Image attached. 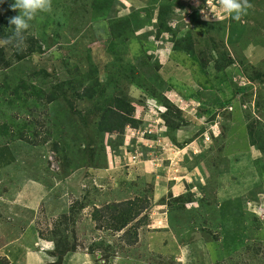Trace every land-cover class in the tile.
Returning <instances> with one entry per match:
<instances>
[{
  "label": "rangeland",
  "instance_id": "obj_1",
  "mask_svg": "<svg viewBox=\"0 0 264 264\" xmlns=\"http://www.w3.org/2000/svg\"><path fill=\"white\" fill-rule=\"evenodd\" d=\"M119 1L118 16L146 12L128 29L138 39L111 52L95 0H53L22 38L9 23L15 0H0V126L16 131L0 132V264H49L66 236L77 247L65 264H264V155L247 128L264 131V0H248L239 21L220 0ZM164 3L174 11L159 34ZM188 31L195 54L174 49L172 33ZM93 64L104 83L93 99L58 89L91 83ZM24 83L60 98L24 102ZM117 95L140 124L103 134ZM137 197L151 221L137 245L98 228L95 207Z\"/></svg>",
  "mask_w": 264,
  "mask_h": 264
},
{
  "label": "trees",
  "instance_id": "obj_2",
  "mask_svg": "<svg viewBox=\"0 0 264 264\" xmlns=\"http://www.w3.org/2000/svg\"><path fill=\"white\" fill-rule=\"evenodd\" d=\"M122 3L119 0H95L93 7L94 12L97 15L96 18L109 20V34L111 36L109 49L111 52H117V47L122 44L124 48H128L131 44L132 40L136 37L134 33L128 32L129 28H133V23L136 20L142 19L141 15L146 11L135 12L137 14H132L128 17L118 16L119 6ZM174 11L173 5L169 4H161V8L158 14V23L157 27L160 29L159 34L165 32V29H169L168 25L169 16ZM133 18V20H132ZM1 21H5L2 17ZM151 23V19L148 21ZM147 24V23H145ZM141 24H138L136 28H138ZM190 32V33H189ZM192 31H188L184 36L179 37V34L174 35L172 33V38L174 41V49L177 51H185L190 54H195V44L196 39L193 35ZM0 38H8V32L5 28L0 26ZM138 39V37H136ZM132 39V40H131ZM209 39H213L211 36ZM210 42V40H209ZM145 54V53H144ZM153 55L150 56L152 58ZM6 55L4 48L0 47V66L5 62ZM144 60H143V62ZM148 63V62H147ZM143 64V66H145ZM159 67L161 66L159 63L157 64ZM140 69L137 65L132 64L129 68V71L124 72V76L133 82H135V77L138 76ZM86 78H91L93 81L89 83L88 81L80 80H67L64 81L65 85H59L58 89L64 88L65 86L70 87L72 91L75 93H79L82 98H90L93 99L99 92V88L103 86V82L99 77V70L93 64L91 70L83 75ZM140 80L141 79H137ZM24 92L19 91V88L15 90V98L23 99L24 102L29 100V97L36 96L41 103L51 104L59 100L58 90L53 89L51 92L44 91L43 88L38 87L34 83H30V85H26L24 83ZM4 84H0V91L3 90ZM246 89L242 88L237 90V92H245ZM236 92V94H237ZM112 105L108 106L104 111L100 122H99V130L101 133H123L127 127H138L140 121L137 120L134 115L137 110V106L133 104L131 101L125 99L122 96H115L111 101ZM225 108H229L228 106H224ZM223 107V108H224ZM27 126V124L25 125ZM248 135L251 144L258 146L261 153L264 155V131L256 130V127L251 124L247 125ZM13 131V134L16 132L14 130V126L9 124L1 125L0 132L8 134ZM150 205L149 200L143 197H137L135 199H128L121 202H112L107 203L102 207H95L93 213V219L97 223V226L100 230H112L114 232L124 231L122 235V240L130 246H135L140 240L139 230L149 224L150 221V213L148 212V207ZM147 212L144 214V212ZM76 245L71 244L69 242V236H66L65 240L58 245V253H56V260L49 264H65L66 256L72 251L76 250ZM53 250H55L53 248ZM8 264V263H6Z\"/></svg>",
  "mask_w": 264,
  "mask_h": 264
},
{
  "label": "clouds",
  "instance_id": "obj_3",
  "mask_svg": "<svg viewBox=\"0 0 264 264\" xmlns=\"http://www.w3.org/2000/svg\"><path fill=\"white\" fill-rule=\"evenodd\" d=\"M53 0H15L13 10L18 9L19 15L12 17L9 21L14 26V35L22 38L23 34L30 28V22L41 13L52 10ZM220 7L233 20L239 21L250 8L248 0H220ZM216 18V16H214ZM205 19H208L206 16ZM79 261L80 258H74Z\"/></svg>",
  "mask_w": 264,
  "mask_h": 264
},
{
  "label": "crops",
  "instance_id": "obj_4",
  "mask_svg": "<svg viewBox=\"0 0 264 264\" xmlns=\"http://www.w3.org/2000/svg\"><path fill=\"white\" fill-rule=\"evenodd\" d=\"M66 259H67V257H66ZM66 259H65V262H66Z\"/></svg>",
  "mask_w": 264,
  "mask_h": 264
}]
</instances>
